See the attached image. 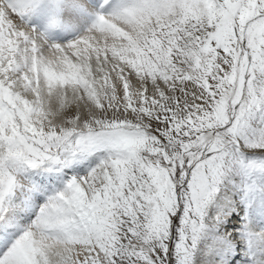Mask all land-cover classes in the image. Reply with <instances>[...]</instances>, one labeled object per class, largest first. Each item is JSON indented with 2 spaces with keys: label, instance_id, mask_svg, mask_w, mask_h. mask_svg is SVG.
Listing matches in <instances>:
<instances>
[{
  "label": "snow or ice",
  "instance_id": "1",
  "mask_svg": "<svg viewBox=\"0 0 264 264\" xmlns=\"http://www.w3.org/2000/svg\"><path fill=\"white\" fill-rule=\"evenodd\" d=\"M0 264H264V0H0Z\"/></svg>",
  "mask_w": 264,
  "mask_h": 264
}]
</instances>
